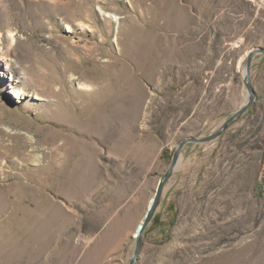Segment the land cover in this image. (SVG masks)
<instances>
[{
  "label": "rangeland",
  "instance_id": "obj_1",
  "mask_svg": "<svg viewBox=\"0 0 264 264\" xmlns=\"http://www.w3.org/2000/svg\"><path fill=\"white\" fill-rule=\"evenodd\" d=\"M69 1L0 0V264H130L177 147L246 105L264 49V0ZM250 77L253 105L181 151L136 264H264V53ZM107 83L109 123L51 115Z\"/></svg>",
  "mask_w": 264,
  "mask_h": 264
},
{
  "label": "bare ground",
  "instance_id": "obj_2",
  "mask_svg": "<svg viewBox=\"0 0 264 264\" xmlns=\"http://www.w3.org/2000/svg\"><path fill=\"white\" fill-rule=\"evenodd\" d=\"M156 1H161L162 6H158L159 8H154L155 13H159V14L164 15V16H167V15L171 16V15L178 14V9L173 2H171L169 0H167V1L166 0H156ZM59 2H61V1H59ZM80 4L81 3H79L78 1L71 0L69 2L63 3L61 5V7L68 6L69 8L74 9L76 7H79ZM65 14H67V13L64 12V10L60 8L56 15L61 16L64 20L67 21V24H68L71 22V20L69 18L70 16L69 15L67 16ZM159 14H157V15H159ZM75 15H77V13ZM68 28H70V27H68ZM112 63H113L112 61H106L105 66H111ZM36 69H37V72L40 74L39 78L41 79V84H39L38 88H37V89H39L38 91L45 93L46 89L44 88L43 84L48 83L49 91H50L49 94H52V95L54 94V96L57 97V95H59V91L56 92L55 90H53L51 88V85L53 83L57 82L58 80L56 81L55 79H53L52 76L47 77L46 74L41 69H39V67H37ZM86 77L91 78V79L96 78V77H93L92 74H89V76H86ZM88 83H90V82L88 81ZM108 84L109 83L105 84L106 85L105 86L106 92L100 97L103 100V103L101 105H97L96 103H93L86 110L85 114L82 116V118L80 120L78 118L73 117L69 112H62L59 110H52L51 115H53V118H57V120L60 122H66V123L75 122L78 124V126L83 125V126H87L88 128L96 127V123L101 122V121L103 122L102 124L109 123L110 111H111V93H110L109 88L111 87V85L109 86ZM24 96H26V93L20 94V96H19V94H17V97H19L20 99H23ZM1 106L2 105H0V109H3V107H1ZM101 115H102V117H101ZM66 170H67V173L69 174V177H72V176L73 177L74 176L79 177L82 174L86 173L85 170L80 172L79 169H76L74 171H71L70 169H66ZM68 174H65V175H68Z\"/></svg>",
  "mask_w": 264,
  "mask_h": 264
},
{
  "label": "water",
  "instance_id": "obj_3",
  "mask_svg": "<svg viewBox=\"0 0 264 264\" xmlns=\"http://www.w3.org/2000/svg\"><path fill=\"white\" fill-rule=\"evenodd\" d=\"M259 53H264V49L258 48V50L257 49L253 50L250 53L249 58H248V63H247V68H246V73H245V84H246V87H247L248 92H249V99H248V102L246 103V105L244 107H242L240 110H238L227 121H225V123L220 128H218L217 132L216 133L214 132L213 135L206 137V138H203L202 140L199 138H195V137L186 138L177 147V150L173 156L172 164H171L170 168L168 169L167 173L165 174V176L162 178V180L158 186V189L156 191V196H155L154 200L151 202V204H149L150 206H149L148 212L145 216V219L139 225L138 229L136 230V234L133 237L137 244H136L135 255L133 256V259H132L130 264H136V262L139 259V255H140L141 247H142L143 233H144L145 229L147 228V226L149 225V223L151 222V220L153 219L152 217H154V214L160 205V200H161L163 191L165 189V186L169 182V180L171 179L172 175L174 174V172L176 170V166H178V163L180 160V153L183 150V148L189 143H206V142H210L213 140L215 141V139H217L226 129H228L230 124H232L234 121H236L239 116L243 115L253 105L255 98H256V92H255L254 87H253L252 82H251L250 73H251L252 60H253L254 56L259 54Z\"/></svg>",
  "mask_w": 264,
  "mask_h": 264
}]
</instances>
